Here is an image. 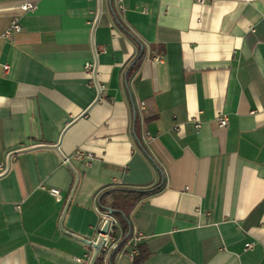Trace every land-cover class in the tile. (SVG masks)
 <instances>
[{"label":"crops","instance_id":"0c3cea01","mask_svg":"<svg viewBox=\"0 0 264 264\" xmlns=\"http://www.w3.org/2000/svg\"><path fill=\"white\" fill-rule=\"evenodd\" d=\"M122 4L0 0V34L22 24L0 37V173L20 151L0 176V264H89L73 234L96 241L100 197L123 187L158 192L103 264H129L138 234L139 264H264V0ZM58 142L79 176L64 217L75 171L23 150Z\"/></svg>","mask_w":264,"mask_h":264},{"label":"built area","instance_id":"2783aa9c","mask_svg":"<svg viewBox=\"0 0 264 264\" xmlns=\"http://www.w3.org/2000/svg\"><path fill=\"white\" fill-rule=\"evenodd\" d=\"M118 3V6L121 9H123V0H116ZM37 8V4L33 3V2H26L22 5V9L25 12H29V11H34ZM22 30V24L20 22V18L15 16L12 18L10 26L6 29V31H4V33L0 34V37L2 38H8V39H12L14 37L15 33H18ZM157 59H160V57L158 56ZM93 67L92 63H88L87 64V69L91 70ZM6 68H8V66H6ZM101 87V86H100ZM143 108L145 107V102L142 103ZM192 122H194V125L196 127V129H200L202 126V123L200 121H198L197 119H192ZM217 122L218 125L220 127H224L226 125H228L229 119L227 117L226 114L224 113H220L217 115ZM77 156L81 157V158H87L90 159L91 155L89 154H84L81 151L77 152ZM3 169V165H0V170ZM50 193L55 196V197H61V190L59 188H51L50 189ZM105 222V220H109V226H108V231L106 234H102L105 238H106V242L105 244L102 246L100 254L103 255L104 259H106V257H108L109 253L113 250V249H117L118 245H119V240L121 235H117L114 232V227L115 226H119V222L118 220L110 213V214H103V218H102ZM142 241V234H138L135 235L133 237V244L132 247L130 249V251L128 252V258H129V264H136V259L137 256H139L140 254V250L138 248L139 244ZM254 247V243H247L246 244V249H250Z\"/></svg>","mask_w":264,"mask_h":264},{"label":"trees","instance_id":"16d2710c","mask_svg":"<svg viewBox=\"0 0 264 264\" xmlns=\"http://www.w3.org/2000/svg\"><path fill=\"white\" fill-rule=\"evenodd\" d=\"M158 192L157 187H146V188H115L106 191L100 197L99 205L103 211L111 212L112 215L116 216L119 221V226L114 227V232L117 235H121L119 240L118 248L130 238L132 234V224L130 222V214L132 210L147 196ZM140 250L139 256H137L136 264H139V260L144 257L145 249L143 244L138 246ZM98 264H103L102 256L97 259Z\"/></svg>","mask_w":264,"mask_h":264},{"label":"water","instance_id":"95a60500","mask_svg":"<svg viewBox=\"0 0 264 264\" xmlns=\"http://www.w3.org/2000/svg\"><path fill=\"white\" fill-rule=\"evenodd\" d=\"M95 74H96V71H95ZM96 80H97V79H96ZM97 82H98V81H97ZM97 88H98V91H99V95H98V97H97V99H96V102L99 100L100 93H101V87H100L99 84H97ZM86 112H87V111H85V113H83L82 116H84V115L86 114ZM60 145H61L60 142H58L57 144H54V145H36V146H34V147L26 148V149H23V150H29V149H32V148H39V147H50V148H53V149L57 150V151L61 154L62 158H63V159L67 162V164H68V165H69V166L75 171V174H76V181H75L74 187H73V189H72V191H71V194H70V197H69L68 203H67V205H66V207H65V209H64V213H63V217H64V215H65V213H66V210L68 209V207H69V205H70V201H71V199H72V196H73V193H74V191H75L76 185H77V183H78V181H79V176H78V173L76 172V170L74 169V167H73L71 161L68 160V158L66 157V155H64V154L61 152V150H60ZM23 150H22V151H23ZM17 152H20V151H16V152L11 153V154L9 155L7 168H6V170H5L4 172L0 173V176L6 174V173L9 171L10 166H11V158H12V156H13L15 153H17ZM62 220H63V219H62ZM62 223H63V221H62ZM108 226H109V220L107 219V220H105V222H104V224H103V226H102L100 232H101L102 234H106L107 231H108ZM73 236H75L76 238L80 239V240L83 241L84 243L89 244V245H91V246L93 247V253H92V256H91V259H90L89 264H95V263H96V260H97V258H98V256H99V254H100L101 248H102V246H103V245L105 244V242H106V238H105L103 235L100 234V235L97 237L96 241H92V240H90V239H87V238L81 237V236H79V235H74V234H73Z\"/></svg>","mask_w":264,"mask_h":264}]
</instances>
